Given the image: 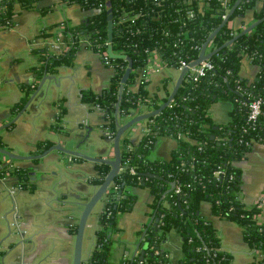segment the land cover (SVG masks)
I'll use <instances>...</instances> for the list:
<instances>
[{
    "label": "trees",
    "instance_id": "16d2710c",
    "mask_svg": "<svg viewBox=\"0 0 264 264\" xmlns=\"http://www.w3.org/2000/svg\"><path fill=\"white\" fill-rule=\"evenodd\" d=\"M36 1L1 0L0 25L12 20L16 7L29 8ZM235 1L68 0L88 13L76 24L63 21L66 47L41 56L40 67L48 70L71 65L82 46L99 53L104 61L107 9L111 8L112 49L131 58L132 70L122 82L127 60L106 57L107 65L112 68L109 86L100 91L82 89L80 96L83 103L98 107L103 126L114 134L119 124L137 115L142 104L155 109L166 100L167 94L160 96L150 92L141 77L140 69L148 58L145 49L156 51L162 62L173 68L178 67L181 60L195 59L208 35L222 22V15ZM254 5L255 0H240L231 17L242 16ZM262 16L264 1L254 12L256 19ZM237 32L226 22L211 37L208 50L221 46ZM53 33L54 36L56 31ZM209 59L212 68L196 79L186 72L170 104L144 120L150 131L142 134L136 146L125 147L128 138L125 133L121 136V163L128 162V166L114 176L112 182L116 187L111 186L104 194L95 244L82 264H110L111 233L115 230L117 215L130 209L134 202L135 194L131 191L134 186L149 189L152 215L158 219L148 223L142 232L137 254L123 259L121 264H173L161 246L171 229H176L182 237V254L176 264H231L230 253L220 247L211 220L199 212L204 200L210 202L213 214L242 227L244 239L263 253L261 264H264V226L255 220L260 207L248 208L241 200L242 177L235 164L254 141L264 142V19ZM244 59L256 66L252 77L242 72ZM255 97L263 100L261 113L250 120L249 102ZM218 100H226L230 105L226 121H215L209 113L211 104ZM162 135L176 139V147L167 159L149 158L150 149ZM49 146V143L44 144L42 151ZM131 166L134 173L130 172ZM109 168L108 163L97 161L91 182L100 184ZM216 169H221L222 173L215 175ZM0 177L12 178L21 187L30 186L28 172L12 161H0ZM177 186L179 191L175 190ZM76 228L77 225H73L74 233Z\"/></svg>",
    "mask_w": 264,
    "mask_h": 264
},
{
    "label": "crops",
    "instance_id": "0c3cea01",
    "mask_svg": "<svg viewBox=\"0 0 264 264\" xmlns=\"http://www.w3.org/2000/svg\"><path fill=\"white\" fill-rule=\"evenodd\" d=\"M263 1L255 0L254 7L242 16L230 17L228 25L237 32L253 22L254 12ZM87 13L68 0H38L29 8L16 7L10 26L0 25L1 148L33 155L40 153L44 144L60 143L92 156L113 157L112 138L105 135L100 110L83 103L80 96L82 89L100 91L109 86L112 68L99 53L83 46L71 65L48 70L40 67L41 56L57 52L49 46L53 32L59 29L53 25L64 20L76 24ZM145 69L146 88L160 96L168 95L179 71L162 65L156 54L150 56ZM255 71V64L244 59L243 74L252 77ZM229 110L227 103L223 115L211 107L209 113L215 121H226ZM144 123L141 120L126 132L125 144L130 148L141 141ZM176 145L173 137L159 136L148 157L167 159ZM0 161L8 162L1 152ZM12 163L28 172L30 186L21 187L12 178L0 177V264H72V227L77 225L82 203L99 185L90 179L96 162L53 149L41 158L13 159ZM235 164L241 171V200L248 208L261 202L255 220L264 226V142L254 141ZM131 191L134 202L130 209L117 215L111 233L110 264H121L124 256L134 255L152 216L149 189L134 186ZM103 205L104 195L88 216L82 240L83 260H87L94 246ZM199 212L211 220L220 247L230 253L231 264H261L263 253L244 239L237 222L213 214L207 200L200 203ZM181 242L179 232L171 229L161 243L173 264L182 254Z\"/></svg>",
    "mask_w": 264,
    "mask_h": 264
},
{
    "label": "water",
    "instance_id": "95a60500",
    "mask_svg": "<svg viewBox=\"0 0 264 264\" xmlns=\"http://www.w3.org/2000/svg\"><path fill=\"white\" fill-rule=\"evenodd\" d=\"M239 2H240V0H236L234 2V4L228 10L225 18H223L222 22L208 35L207 39L205 40V42L203 43V45L200 49L198 56L194 60L188 62V64L180 70L171 91L169 92L168 96L166 97V100L164 102H162L157 108L150 110L148 112L137 114V115L129 118L128 120H126L125 122H123L122 124H119L117 126L116 131L114 133V136L112 138L113 157L105 158V157H101V156H92V155L86 154L85 152L78 150V149L67 148V147L61 145L60 143H54V144L50 145L48 148L41 151L40 153L33 154V155L18 154L16 152H12L6 148L0 147V152L5 154L8 157L9 162H11L13 159L41 158L44 155H46L48 152H50L51 150L58 149V150H61L65 153H67L68 155H75V156L83 157V158H86V159L94 161V162L103 161V162H106L109 164L110 168H109L108 172L106 173V175L104 176L102 182L97 186V188L94 190L92 195L85 202L82 203L83 207H82V210H81L80 215H79L78 220H77V228H76L75 237H74L72 264H82V261H83V258H82V240H83L84 230H85V226H86L88 216L91 213L94 206L96 205V203L107 192L111 182L113 181L114 176L119 172V167H120V163H121V150H120L121 136L125 133V131L129 127L134 125L136 122L151 117L152 115L161 111L165 106L170 104V102L172 101V99L174 97L175 92L177 91V89H178V87H179V85L183 79L185 72L188 70V68L190 66H193V65L199 63L200 61H202L206 58H209L214 52H216L220 48L230 44L239 35L244 34L247 31L251 30L258 22H260L264 19V16H262L258 19H255L253 22H251L250 24H248L247 26L242 28L239 32L234 34L230 39L226 40L221 46L214 48L213 50H211L209 52H206L205 48H206L207 42L218 31V29H220V27L223 26L229 20V18L231 17L234 9L236 8V6L238 5ZM111 10H112L111 8L107 9L108 14H107V46H106V51H107V54L109 57H112V58L119 57V58H125L127 60V66H126L125 71L121 77V81L125 82L129 73L132 70V61L128 55H126L124 53L114 52L112 49L111 40H112L113 22H112ZM48 77H49L48 75H45V78H48ZM43 80H44V76H43ZM42 81H41L40 85L38 86V88L41 86ZM35 93L36 92H34V94ZM34 94L26 102L24 108L27 106L29 101L33 98ZM117 107H118V103H116V108ZM24 108H23V110H24ZM17 117H18V114L13 118V120H15ZM9 123L10 122L4 124V126L8 125ZM153 219H154V223H155V221L158 218H156V217L154 218V215H152L148 223H151L153 221ZM140 240H141V238H140ZM140 240L136 244V250L139 247ZM140 257H142L141 253H140Z\"/></svg>",
    "mask_w": 264,
    "mask_h": 264
},
{
    "label": "built area",
    "instance_id": "2783aa9c",
    "mask_svg": "<svg viewBox=\"0 0 264 264\" xmlns=\"http://www.w3.org/2000/svg\"><path fill=\"white\" fill-rule=\"evenodd\" d=\"M227 12H228V11H227ZM227 12H226L225 14L222 15L223 18H225ZM135 16H136V14L132 15V16H131V19H133ZM11 23H12V20H7V21H6L5 23H3L1 26H2V27H8V26L11 25ZM60 23H61V24L59 25V29L56 30V34L52 37V40H51L50 43H49L50 48H52V49H54V50H57V51H60L61 49H63V48L66 47V43H65V41L63 40V35H64V31H63V29H64V26H65V23H64L63 21L60 22ZM209 41H210V40H209ZM209 41L207 42V45H206V48H205V51H206V52L211 51V50H208V48H207V46L210 45V42H209ZM145 52L148 54L147 62H148V59L150 58L151 55H153V54L158 55V53H157L156 51L149 50V49H145ZM105 56H106V57H109L108 54H107V51H104V57H105ZM158 56H159V55H158ZM106 57H105L104 62H105L106 64H109V60H108ZM209 58H210V57H209ZM209 58H206V59L200 61L199 63H197V64H195V65H193V66H190V67L188 68V70L186 71V72H189V77H190V78H193V79H196L199 75H202V74L205 72L206 69L212 68V63H211V61H210ZM193 60H194V59H193ZM160 61H161L162 65L166 66V65L162 62L161 59H160ZM191 61H192V60H191ZM189 62H190V61H189ZM187 64H188V62L181 60V61H180V65H179L178 67H174V68H176V69L180 72V70H181L184 66H186ZM145 65H146V64H145ZM145 65L140 69V74H141L142 79L144 78V79L146 80V78H145V77H146V76H145V72H146ZM166 67H168V66H166ZM186 72H185V73H186ZM167 96H168V95H167ZM262 101H263V100L261 99V97H255V98H253V99L249 102V114H248V118H249L250 120H255V119L258 117V115L261 113ZM150 110H153V108L150 107V106H148L147 104H142V105L140 106V108L138 109V113H137V114H141V113H144V112H148V111H150ZM144 120H145V119H144ZM144 120H143V121H144ZM140 121H141V120H140ZM138 122H139V121H138ZM136 123H137V122H136ZM132 126H133V125H132ZM132 126H131V127H132ZM129 129H130V127L125 131V134H126V132H127ZM104 131H105V135H106L107 137H109V138H113L114 134H113L111 131H109L108 128L104 127ZM149 131H150V128L144 123V126L142 127V132H143V133H146V132H149ZM127 136H128V135H127ZM178 136H179V137H182V138H184V139H187V137H185L183 134H179ZM125 147L130 148V146H129L128 144H125ZM126 166H128V162L120 163L119 171H120L122 168L126 167ZM130 172H132V173L135 172L134 167H132V166L130 167ZM221 173H222V170H221V169H216V170L214 171V174H215V175H219V174H221ZM111 186H113V182H111V184H110L108 190L111 188ZM115 187H116V186H113V188H115ZM108 190H107V192H108ZM175 190H176V191H179V190H180V187L177 186ZM260 204H261V202H260ZM260 204H258V206H260ZM94 244H95V243H94ZM219 249H221V248H219ZM136 254H137V250L135 251V253H134L133 256H135ZM124 258H127V257L124 256Z\"/></svg>",
    "mask_w": 264,
    "mask_h": 264
},
{
    "label": "rangeland",
    "instance_id": "374dc122",
    "mask_svg": "<svg viewBox=\"0 0 264 264\" xmlns=\"http://www.w3.org/2000/svg\"><path fill=\"white\" fill-rule=\"evenodd\" d=\"M226 102H227L226 100H218L216 102H213L214 104L212 103L210 107L212 110L219 112L220 115H223L224 113L223 110L225 109V107H227V103H228Z\"/></svg>",
    "mask_w": 264,
    "mask_h": 264
}]
</instances>
